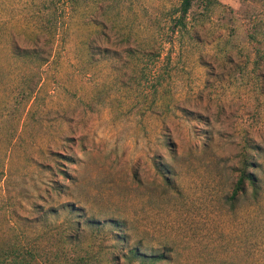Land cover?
<instances>
[{"label":"rangeland","instance_id":"374dc122","mask_svg":"<svg viewBox=\"0 0 264 264\" xmlns=\"http://www.w3.org/2000/svg\"><path fill=\"white\" fill-rule=\"evenodd\" d=\"M42 1L0 0V264H264V0Z\"/></svg>","mask_w":264,"mask_h":264},{"label":"trees","instance_id":"16d2710c","mask_svg":"<svg viewBox=\"0 0 264 264\" xmlns=\"http://www.w3.org/2000/svg\"><path fill=\"white\" fill-rule=\"evenodd\" d=\"M88 1V0H86ZM198 0H182L179 7L173 13L174 22L176 27H185L186 17L193 5V3ZM205 5H209L212 0H200ZM78 0H43L40 4L39 11L35 13L34 17L39 20L43 19L45 21V26L39 27V29L53 39V36L58 29V25L66 23L70 13L76 10L78 5ZM57 14V15H56ZM56 15V16H55ZM47 31L49 33H47ZM38 35L36 36L37 39ZM52 42V40H50ZM49 43V42H48ZM40 45L34 44V48L30 50H23L25 56H33L36 59L39 58L44 52L39 48ZM245 167L239 171V176L237 178L233 192L231 193L230 199L235 200L240 194L244 192L245 184L250 183L252 186H255L256 179L252 173L247 169L248 164L245 162ZM121 224H118L117 221L112 222V228L114 229L113 234L116 237L120 235ZM119 232V233H118ZM119 241H124L125 237L120 236ZM126 261L128 264H133L135 261L136 264H154L157 261H162L164 259V254H150L147 255L136 247H131L126 252Z\"/></svg>","mask_w":264,"mask_h":264}]
</instances>
